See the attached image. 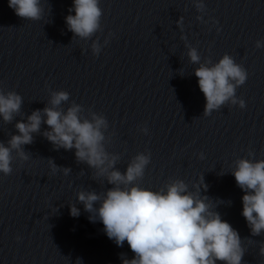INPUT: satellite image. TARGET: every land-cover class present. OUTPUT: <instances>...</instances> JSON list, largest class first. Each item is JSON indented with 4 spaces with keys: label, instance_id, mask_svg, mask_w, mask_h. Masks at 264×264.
I'll list each match as a JSON object with an SVG mask.
<instances>
[{
    "label": "clouds",
    "instance_id": "9594fccd",
    "mask_svg": "<svg viewBox=\"0 0 264 264\" xmlns=\"http://www.w3.org/2000/svg\"><path fill=\"white\" fill-rule=\"evenodd\" d=\"M8 3L22 19H42L41 0H8ZM193 3L199 12H204V0H193ZM99 5L100 0H73L69 12L74 11L75 15L69 14L65 18L73 37L88 40L102 30L103 11ZM181 21L182 17L177 23ZM107 43L106 39L104 44ZM255 46L264 47V41L257 40ZM188 47L190 62L199 65L194 74L206 100L203 115L209 116L228 103L245 108V101L236 97V89L246 82V69L229 54H224L216 63L210 59L201 62L197 49ZM91 50L94 55L100 53L98 40L92 43ZM69 98L67 91H51L50 106L32 111L26 122L15 123L18 134L11 135L6 143L0 141V173L5 176L12 173L13 152L22 161L29 159L23 146L33 143V134L40 133L44 123L49 130L42 135L56 149H75L78 162L87 164L97 176L112 185L103 194L81 190L77 200L91 214L90 221L102 222L107 237L118 247L127 242L134 257L127 259L121 254L123 264H217L218 261L242 264L245 250L240 235L230 223L222 220L210 199L200 194L202 187L207 188L203 178L200 184L194 185L195 192L180 179L170 180L157 191L139 186L136 182L143 178L151 154L139 153L128 163L125 172L118 170V155L105 148L106 118L90 110L85 116L84 108L75 102L64 110L61 105ZM22 104L21 95L0 89V118L4 123H11L20 114ZM140 130L148 134L146 127ZM249 156L253 153L249 152ZM200 158H204L202 153ZM48 161L53 173L60 169L53 160ZM62 169L65 175L71 172L70 168ZM231 174L245 193L242 216L251 235L259 236L264 233V159H237ZM70 214L73 217L80 215L75 204L70 206ZM259 253L264 256V246L260 247Z\"/></svg>",
    "mask_w": 264,
    "mask_h": 264
}]
</instances>
